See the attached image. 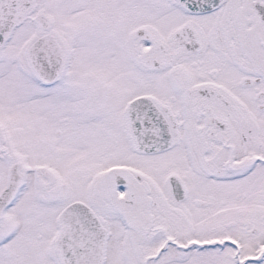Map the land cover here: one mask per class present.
Segmentation results:
<instances>
[{"label":"snow or ice","instance_id":"6c2138e0","mask_svg":"<svg viewBox=\"0 0 264 264\" xmlns=\"http://www.w3.org/2000/svg\"><path fill=\"white\" fill-rule=\"evenodd\" d=\"M0 264H264V0H0Z\"/></svg>","mask_w":264,"mask_h":264}]
</instances>
